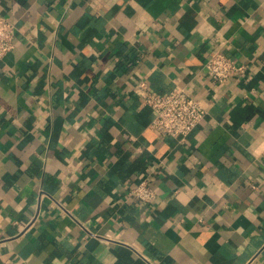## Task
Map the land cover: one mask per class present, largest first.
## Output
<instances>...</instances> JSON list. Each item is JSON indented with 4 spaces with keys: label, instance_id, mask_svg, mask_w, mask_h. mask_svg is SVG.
<instances>
[{
    "label": "crops",
    "instance_id": "0c3cea01",
    "mask_svg": "<svg viewBox=\"0 0 264 264\" xmlns=\"http://www.w3.org/2000/svg\"><path fill=\"white\" fill-rule=\"evenodd\" d=\"M0 264H264V0H0ZM221 51L245 69L213 82ZM138 80L200 100L181 140ZM147 178L150 202L127 196Z\"/></svg>",
    "mask_w": 264,
    "mask_h": 264
},
{
    "label": "built area",
    "instance_id": "2783aa9c",
    "mask_svg": "<svg viewBox=\"0 0 264 264\" xmlns=\"http://www.w3.org/2000/svg\"><path fill=\"white\" fill-rule=\"evenodd\" d=\"M14 25L0 14V57L13 48ZM209 78L216 83L244 71V64H236L221 51L213 50L204 63ZM134 93L140 102L152 110L149 127L161 134L178 137L186 135L204 118L206 110L202 102L182 87H176L166 93H158L148 87L147 82L138 80ZM127 196L140 202H150L154 191L149 187L147 178L127 190Z\"/></svg>",
    "mask_w": 264,
    "mask_h": 264
}]
</instances>
